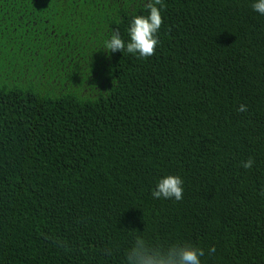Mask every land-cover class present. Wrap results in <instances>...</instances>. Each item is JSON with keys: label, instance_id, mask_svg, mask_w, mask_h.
I'll return each instance as SVG.
<instances>
[{"label": "trees", "instance_id": "1", "mask_svg": "<svg viewBox=\"0 0 264 264\" xmlns=\"http://www.w3.org/2000/svg\"><path fill=\"white\" fill-rule=\"evenodd\" d=\"M162 4L151 57L106 58L138 0H0V264H121L135 235L264 264V16Z\"/></svg>", "mask_w": 264, "mask_h": 264}, {"label": "clouds", "instance_id": "2", "mask_svg": "<svg viewBox=\"0 0 264 264\" xmlns=\"http://www.w3.org/2000/svg\"><path fill=\"white\" fill-rule=\"evenodd\" d=\"M138 3L146 14L132 16L126 30L127 40L122 39L118 29L111 30L99 49L103 50L106 58L122 51L140 58H148L154 54L159 45L162 0H138ZM251 10L259 16H264V0H251ZM236 110L243 113L247 107L245 104H240ZM253 163V158L249 157L241 166L249 169ZM183 183L179 175H161L150 189L151 197L156 200L181 201L184 193ZM215 252L214 245L207 248L209 256ZM104 253L110 256L112 250L105 248ZM204 256L205 250L191 243L155 244L144 235H135L130 246L123 251L121 264H202L201 258Z\"/></svg>", "mask_w": 264, "mask_h": 264}]
</instances>
